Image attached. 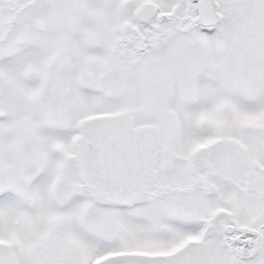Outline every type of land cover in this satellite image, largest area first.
I'll list each match as a JSON object with an SVG mask.
<instances>
[{
  "label": "snow or ice",
  "instance_id": "1",
  "mask_svg": "<svg viewBox=\"0 0 264 264\" xmlns=\"http://www.w3.org/2000/svg\"><path fill=\"white\" fill-rule=\"evenodd\" d=\"M0 264H264V0H0Z\"/></svg>",
  "mask_w": 264,
  "mask_h": 264
}]
</instances>
